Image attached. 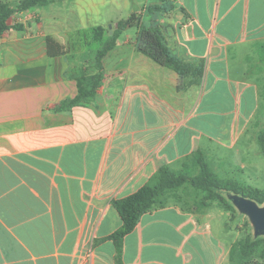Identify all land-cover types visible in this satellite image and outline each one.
<instances>
[{"label": "crops", "instance_id": "1", "mask_svg": "<svg viewBox=\"0 0 264 264\" xmlns=\"http://www.w3.org/2000/svg\"><path fill=\"white\" fill-rule=\"evenodd\" d=\"M133 1L142 8L95 22L83 6L51 4L41 17L15 16L23 29L2 36L0 264H230L233 244L221 238L214 215L177 193L140 218L119 252L110 236L122 218L112 202L137 192L163 165L184 167L203 153L216 139L202 130L200 111L222 108L229 97L231 134L221 145L240 142L264 88V0H171L173 10L152 13L163 0L111 2L116 12ZM96 4H87L94 13ZM132 13L158 24L183 62L203 64L202 78L157 64L139 51L138 30L130 28L103 59L95 99L55 112L78 95L69 70L81 59L73 55L99 49L114 22ZM49 38L60 47L50 51Z\"/></svg>", "mask_w": 264, "mask_h": 264}, {"label": "trees", "instance_id": "2", "mask_svg": "<svg viewBox=\"0 0 264 264\" xmlns=\"http://www.w3.org/2000/svg\"><path fill=\"white\" fill-rule=\"evenodd\" d=\"M65 1L69 0L0 2V40L9 30L23 29L22 24L14 22L15 16L51 4H61ZM173 8V1L163 0V5L149 7L147 12H170ZM130 28H137L138 30L139 51L157 64L174 70L181 77L192 74L197 80L202 78L203 64L191 65L183 62L167 46L163 31L158 24L146 25L142 23V19L138 14L132 13L128 19L117 23L116 29L113 30V33L108 36L99 49L73 55L75 58L81 59L75 67L69 70L70 78L78 84V95L73 99L62 101L53 109L55 112H68L76 106L90 103L95 99L104 80L103 59L115 48L121 34ZM95 32H98L95 39L102 41L104 29L99 28ZM52 45L60 47L53 39L49 38L50 51ZM258 142L264 154V131L259 134ZM192 166H195L199 173L192 175L189 172ZM186 184L206 193L201 205L198 206L201 210L210 208L211 201L218 199L227 210L235 211L232 203L223 197V194L228 195L231 193L252 199L259 205L264 204L263 191L240 186L234 181L219 179L211 169L205 155L202 152H197L192 161L182 167L180 171H176L168 165H163L149 182L137 192L112 202L122 218L121 228L110 236V239L115 241L118 251L120 252L122 249L124 237L136 228L144 214L157 207H163L165 197L176 194V191ZM229 261L230 264H264V237L255 238L254 235L248 234L239 242L234 243L230 250Z\"/></svg>", "mask_w": 264, "mask_h": 264}, {"label": "rangeland", "instance_id": "3", "mask_svg": "<svg viewBox=\"0 0 264 264\" xmlns=\"http://www.w3.org/2000/svg\"><path fill=\"white\" fill-rule=\"evenodd\" d=\"M70 1L72 0H69L67 3L71 5L73 10H80V6H83V9L87 12L86 17L89 21L93 22L96 21L97 17L102 19L100 21H103V18L108 19L110 13H114L113 15L115 16L118 11V14L128 15L129 12L133 10L138 11V9L142 8L141 5H138L137 1H133L129 6H126V8L121 2L120 8L117 7L115 12L111 2L112 0H83L80 5L72 4ZM16 2L18 1L14 0L12 3ZM90 2L97 3L95 5L98 9L96 13L87 5ZM40 12V9L26 12L25 15L22 14L23 19L27 20L30 17L32 19L41 17ZM64 12L69 14L70 9ZM110 24L111 23H108V26H110ZM114 24H116V22H114ZM111 29H113V27ZM109 30L110 29H106V32ZM260 96V106L258 110H256L250 125L246 126L247 130L245 134L242 135L240 142L237 143L234 148H227L221 145L223 144L222 141L226 140L231 134V123L233 120L232 112L235 109V104L231 97H229L227 105H223L222 108L214 106L212 108L202 109L200 111V118L203 119L201 121L202 130L210 133L216 139V141L213 142L208 141L207 146L203 148V154L216 176L219 179L234 181L240 186L264 192V154L258 142L259 134L264 131V88H262ZM246 105L247 103L243 102V107ZM181 169L182 167L174 168L176 171H180ZM189 172L192 175H196L199 173V170L195 168V166H192ZM176 193L178 198L182 201L184 200L187 206L198 209H200L198 206L199 204L201 205L206 195L204 191L195 189L189 184L179 188ZM228 195L223 194V197L229 200ZM261 206H264V204ZM207 210H210L214 215V225L218 228L217 231L221 232L219 233L221 234V238L229 244L239 242L248 234L254 235L253 227L248 217L241 214L236 208L235 211L227 210L220 200L215 199L211 201V207Z\"/></svg>", "mask_w": 264, "mask_h": 264}, {"label": "water", "instance_id": "4", "mask_svg": "<svg viewBox=\"0 0 264 264\" xmlns=\"http://www.w3.org/2000/svg\"><path fill=\"white\" fill-rule=\"evenodd\" d=\"M117 27V24H115ZM112 28V25L110 26ZM228 199L243 215L247 216L254 231V237H264V206L244 196L231 193Z\"/></svg>", "mask_w": 264, "mask_h": 264}]
</instances>
